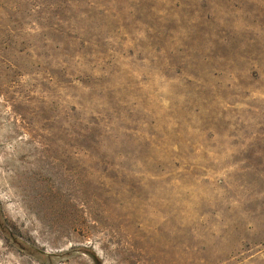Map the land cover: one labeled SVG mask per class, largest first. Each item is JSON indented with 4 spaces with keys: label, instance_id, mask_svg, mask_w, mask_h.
Segmentation results:
<instances>
[{
    "label": "rangeland",
    "instance_id": "1",
    "mask_svg": "<svg viewBox=\"0 0 264 264\" xmlns=\"http://www.w3.org/2000/svg\"><path fill=\"white\" fill-rule=\"evenodd\" d=\"M0 264H264V0H0Z\"/></svg>",
    "mask_w": 264,
    "mask_h": 264
}]
</instances>
